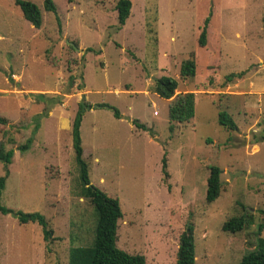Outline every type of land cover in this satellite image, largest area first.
Instances as JSON below:
<instances>
[{
  "label": "rangeland",
  "instance_id": "1",
  "mask_svg": "<svg viewBox=\"0 0 264 264\" xmlns=\"http://www.w3.org/2000/svg\"><path fill=\"white\" fill-rule=\"evenodd\" d=\"M29 1L41 11L39 28L14 0H0V140L13 150L9 164L0 161V176L8 173L0 203L43 214L52 234L45 241L37 223L0 213V264H68L71 247L93 244L96 215L71 139L82 103V156L90 184L119 201L120 249L146 264H176L192 223L195 264H238L255 250L264 239V0H130L120 28L118 0H52L60 25L45 0ZM191 55L196 72L185 79L179 69ZM161 76L195 98L194 116L172 133L170 100L153 89ZM219 111L236 130L217 122ZM211 165L222 187L207 202ZM242 214L252 219L242 230H222Z\"/></svg>",
  "mask_w": 264,
  "mask_h": 264
},
{
  "label": "trees",
  "instance_id": "2",
  "mask_svg": "<svg viewBox=\"0 0 264 264\" xmlns=\"http://www.w3.org/2000/svg\"><path fill=\"white\" fill-rule=\"evenodd\" d=\"M19 6L26 20H28L35 28H39L42 22L41 11L39 7L29 0H14ZM45 10L54 13L55 19L60 25V19L56 13V8L52 0L44 1ZM131 8L130 0H118L116 3L118 28L124 25L129 16ZM264 25V15L262 17ZM209 17L204 21V27L201 30L198 43L204 46L206 43L207 24ZM71 46V45H70ZM72 47V46H71ZM73 48V47H72ZM87 50H92L91 48ZM196 72L195 61L192 55L183 60L180 65L179 74L182 78H192ZM245 74V71L238 73H230L225 76V81L231 82L235 78H240ZM70 84L72 85L74 77L70 75ZM79 88H81L79 86ZM154 92L160 97L170 100L168 104V116L170 133L174 131V123H183L189 121L194 116L195 98L191 91L181 92L176 94L177 81L169 76H161L155 79L153 85ZM113 115L115 118H120L119 111L115 108ZM81 110V105H80ZM80 110L75 114L72 127L71 139L72 147L75 152V160L80 169V178L85 185L86 194L94 207L96 215V226L94 230V241L90 246L71 247L69 250L68 264H146L145 256L138 253H128L120 249L116 245L118 220L122 217V211L117 198L108 196L99 188L90 184L87 164L83 159V148L81 145L80 125L82 114ZM136 128L146 130V126L136 120L132 121ZM217 122L227 130H236L237 126L232 117L226 111H219ZM7 120L0 117V124H6ZM31 138L23 145L19 146V150H25L29 147ZM13 150L5 149V145L0 140V161L5 165L10 163ZM207 177L205 200L212 202L219 197L222 182L220 179L221 169L216 165H211ZM162 172L168 177L166 171V159L162 158ZM8 173L0 176V196L4 188ZM243 209H245L243 207ZM264 214V210H260ZM0 213H11L16 217L18 223H37L41 227L44 240H49L52 234V229L48 226L45 216L39 212H23L21 210L14 211L3 206L0 203ZM251 217L246 214L240 216H232L225 220L222 224V230L235 233L242 230L248 223L251 222ZM262 227V226H261ZM255 250L246 253L242 256L238 264H264V239L258 237ZM176 264H195V243L193 236V225H187L179 237V244L176 252Z\"/></svg>",
  "mask_w": 264,
  "mask_h": 264
},
{
  "label": "water",
  "instance_id": "3",
  "mask_svg": "<svg viewBox=\"0 0 264 264\" xmlns=\"http://www.w3.org/2000/svg\"><path fill=\"white\" fill-rule=\"evenodd\" d=\"M67 43H69L75 50H80L79 49V47H77L73 42H69V41H67ZM82 98L84 99V96L82 95ZM82 111H83V109H84V107H85V104L84 103H82Z\"/></svg>",
  "mask_w": 264,
  "mask_h": 264
}]
</instances>
